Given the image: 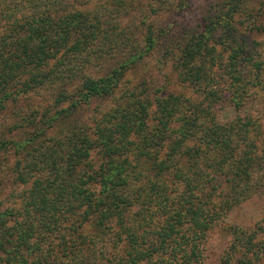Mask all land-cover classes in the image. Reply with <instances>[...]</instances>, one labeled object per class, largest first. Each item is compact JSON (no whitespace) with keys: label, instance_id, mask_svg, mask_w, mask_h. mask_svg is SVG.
I'll return each instance as SVG.
<instances>
[{"label":"trees","instance_id":"obj_1","mask_svg":"<svg viewBox=\"0 0 264 264\" xmlns=\"http://www.w3.org/2000/svg\"><path fill=\"white\" fill-rule=\"evenodd\" d=\"M175 3L170 16L177 8L180 17L158 34L149 26L141 46L105 3L0 0V172L11 162L15 185L0 201V264H205L216 222L264 187L262 125L246 115L264 91L259 0H216L197 24L184 0ZM117 37L125 58L102 77L82 75L72 92L73 59L91 64L88 53ZM148 58L156 75L122 85ZM54 86L51 104L68 107L21 116V102ZM106 96L92 124L69 120L72 108ZM219 105L238 116L222 121ZM240 231L221 264H245L234 253L264 233Z\"/></svg>","mask_w":264,"mask_h":264},{"label":"rangeland","instance_id":"obj_2","mask_svg":"<svg viewBox=\"0 0 264 264\" xmlns=\"http://www.w3.org/2000/svg\"><path fill=\"white\" fill-rule=\"evenodd\" d=\"M177 0H166V3H162L158 0H78L80 3L79 6L82 10H89L94 8H98L105 3L107 10L113 11V19L117 21L119 24V31L122 32L123 30L126 32L125 34L131 38L138 41L139 45L142 46V43L139 39H142L143 32L146 31L149 26L154 30L156 34L160 31H163L164 24L167 21V24L170 22V18H175L177 20V16H179V10L175 9L174 15L170 16V12L173 8L178 4L175 3ZM185 3L188 4V7L191 8V11L188 13L192 15L196 19L192 23L197 24L202 15H205L207 10L210 8V3H215L216 0H184ZM263 0H259V3L262 7V22H264V2ZM258 0H252L253 4H250L249 7H256V3ZM119 3H122L120 9ZM179 6V5H178ZM160 8L161 14H151L152 9ZM177 7V6H176ZM177 15V16H176ZM176 16V17H175ZM166 18V19H165ZM133 22V23H132ZM130 23L128 32L122 27L127 26ZM192 24V25H194ZM185 30V27L180 28L179 35L182 31ZM158 38H162V36H158ZM259 40V37L256 36ZM105 41V40H104ZM165 41V40H164ZM120 37H117L116 41L112 42H104L101 43V48L97 47L94 50L90 51L87 56L85 57L92 61L91 64L84 63L83 59H73V67L75 69H79L80 72L77 73L76 77L68 85V88L73 92L76 90L77 87L81 86L80 77L82 75L93 76L95 78L102 77L110 71L111 68L114 67L115 63L121 60V56L125 58L123 51H121V44ZM120 45V46H119ZM112 47L110 54H103V50L107 52L109 48ZM131 49L128 48L127 51ZM126 51V52H127ZM122 52V53H121ZM79 60V61H78ZM156 66H158L157 62L154 58L145 59L141 65H138L136 68L129 70L126 74L122 77V85L124 86H132L136 84L139 80L143 79L146 75H156ZM165 70V69H164ZM171 70V69H169ZM166 72V76H169L171 79L175 77L174 73ZM162 73V72H161ZM161 80L163 84H169L168 77H162ZM174 81V79L172 80ZM44 88L39 89L36 91L37 93L33 94L30 98L21 102L20 106H18V110L21 109V116L26 115H35L37 110L43 112V107L47 108V114H53L56 110H60L64 107H68L71 104V100H67L63 104L59 105V107L53 106L51 101L54 96H56V90L59 89L56 86L54 88ZM68 89V91H69ZM178 88L175 87V91ZM250 106L247 107L246 115H251L255 119L259 120L262 125V141L264 142V91L259 90L256 94L251 95ZM249 100V101H250ZM48 102V103H47ZM110 102L109 97H96L92 98L88 104H80L75 108H72L71 118L69 120H74L78 122L80 125L87 126L88 124H92L94 118H99L100 114L107 110V106ZM50 104V105H49ZM17 110V109H16ZM36 110V111H35ZM45 113V112H44ZM218 117L222 121H228L236 116L238 113L229 107H221L220 105L217 108ZM47 115V116H49ZM77 125V123H75ZM64 126V125H63ZM65 128V127H64ZM20 134H12L9 137H13L15 139H21ZM260 160H264V146H260V151L258 155ZM11 162L6 161L4 168L0 172V181H2V185H0V201L2 202L6 198L9 197V194L15 189L14 183L7 179L6 174L9 172L11 166ZM184 164V162H182ZM9 168V169H8ZM260 172L264 173V166ZM160 178V177H159ZM11 199V198H10ZM4 202V201H3ZM13 198L9 200L7 203L12 204ZM21 200L17 206L20 205ZM261 226L264 229V187L257 191L254 195H252L249 199L243 201L239 206L230 210L224 217H222L219 221L216 222L211 232L208 234V238L206 239L203 247L204 251V263L205 264H221L223 258L226 256L227 251H229V247L233 244L234 235H233V228H239L240 234H245V231L253 230L257 227ZM263 231V230H261ZM239 232V231H238ZM248 238H246L245 242L243 243V248L237 252H230L234 253V259L237 258H244L246 259L245 264H264V249H260L264 246V233L260 234L257 238L252 239L251 244L258 245L260 248L257 250L255 247L251 248V244H247ZM254 248L256 250H254ZM256 252H259L257 255ZM231 262V259H230Z\"/></svg>","mask_w":264,"mask_h":264}]
</instances>
